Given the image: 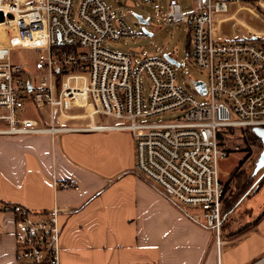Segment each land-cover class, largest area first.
<instances>
[{
    "label": "built area",
    "instance_id": "obj_1",
    "mask_svg": "<svg viewBox=\"0 0 264 264\" xmlns=\"http://www.w3.org/2000/svg\"><path fill=\"white\" fill-rule=\"evenodd\" d=\"M192 2L193 11L182 12L177 0H168L165 19L189 27L190 60L208 76L205 95L194 90L208 97L200 104L178 87L171 63L148 59L134 70L127 55L104 48L106 41L131 35L121 21L114 28L102 0H81L75 22L73 0H0V136L127 133L137 174L172 204L195 209L200 215L194 218L218 241L225 196L218 161L239 151L244 128L264 129V32L234 19V28L244 27L249 36L233 25L225 34L222 25L231 19L230 7L249 11L256 5L264 15V0ZM252 16L264 25L261 16ZM15 51L28 54L32 70L14 60ZM141 75L150 84L147 108ZM28 106L39 120L26 117ZM172 112L179 118L171 123L148 122ZM4 211L14 217L17 263L59 264L56 208L36 213L14 205Z\"/></svg>",
    "mask_w": 264,
    "mask_h": 264
},
{
    "label": "crops",
    "instance_id": "obj_2",
    "mask_svg": "<svg viewBox=\"0 0 264 264\" xmlns=\"http://www.w3.org/2000/svg\"><path fill=\"white\" fill-rule=\"evenodd\" d=\"M14 205L36 213L56 208L59 264H256L264 258V216L247 232L220 234L217 241L204 221L137 174L134 141L124 132L0 136V264H19L14 217L4 211Z\"/></svg>",
    "mask_w": 264,
    "mask_h": 264
},
{
    "label": "rangeland",
    "instance_id": "obj_3",
    "mask_svg": "<svg viewBox=\"0 0 264 264\" xmlns=\"http://www.w3.org/2000/svg\"><path fill=\"white\" fill-rule=\"evenodd\" d=\"M102 1L111 14V21L114 28H117L118 23L121 21L126 25L131 35V37L117 42L106 41L103 44L105 49L125 56L127 55L133 64L134 70H136L144 60L155 58L163 59L164 57L170 56L179 64L178 67H175L178 87L182 91L190 93L198 104L208 101V97H200L196 95L194 91L193 83L200 81L207 85L208 76L206 73L198 71L190 60L188 53L189 48H187V46H189L191 36L188 25L172 26L167 23V19H165L168 10V0H152L151 4H144L141 0H120L118 3H114L112 0ZM80 2L81 0H73L71 14V20L73 22L76 20ZM177 4L180 6L182 12H189L194 9L192 0H177ZM241 8L240 11H238L236 7L229 8L228 13L230 14L226 16H231V19L222 25V31L225 34L229 33L234 28L235 25H233V23L235 22L234 19H236V22L240 24H245L251 28H256L258 31L264 32V25H261L257 17L252 16V14H258L264 19L262 10L256 5L246 7L249 11L244 9L243 5H241ZM139 17L148 21V24H140L137 19ZM232 25L233 28L231 29ZM234 29H236L235 32L239 33L241 36H249L245 31L246 29L242 26L238 25L237 28L235 27ZM13 53L15 61L22 64L25 63V65L29 66L32 70L27 53L16 51ZM140 78L144 107L147 108L146 105L151 95L150 84L144 75H141ZM27 111L26 117H35V111H33L31 106L27 107ZM178 118L179 115L172 112L171 114L148 120V122L171 123ZM0 128H5V126L0 123ZM236 142L237 141H234L233 144ZM237 143L239 151L231 152L225 160L218 161L219 177L222 183L226 185V197L230 195V192H238L235 186H240L246 179H248L250 183L254 182L255 184L252 189L256 190L257 188L258 191L254 195H252V193L251 197L246 195L240 199L237 209L230 217L224 219L225 222L229 223L225 231L221 233L224 235L230 230L232 231L233 229L243 227L245 223L257 217L264 209V166H259L257 163L263 149L262 144L260 140H254L249 136H245ZM239 166L240 168L237 174L228 182L231 172ZM250 178L252 180H250ZM247 209L252 210V216L251 212H248ZM186 211L195 216L200 215L192 208H188Z\"/></svg>",
    "mask_w": 264,
    "mask_h": 264
},
{
    "label": "trees",
    "instance_id": "obj_4",
    "mask_svg": "<svg viewBox=\"0 0 264 264\" xmlns=\"http://www.w3.org/2000/svg\"><path fill=\"white\" fill-rule=\"evenodd\" d=\"M187 48H189V46H187ZM188 53H190V48L188 49ZM243 133V138L245 136H249L251 138H253L254 140H258L257 136L255 135V133L252 132V129L249 128H244V130H242ZM242 164V162H241ZM241 166V165H240ZM236 168L234 171L231 172V174L229 175V180L228 182L231 180V178L237 174L239 168ZM250 180H252L250 178ZM255 183L252 182L250 183L248 181V179H246V181H244L240 186L236 185L235 189L238 192H230V195H228V197H226V185H224V192H225V196L222 200V212H221V227H220V234L223 233V231H225V229L228 227L229 223L225 222L224 219L226 217H230L232 215V213L237 209V205L240 202V199H242L243 197H245L246 195H248V197H251V194L254 195L258 189L256 188V190H253L252 187ZM250 194V195H249ZM239 196V197H238ZM226 197V198H225ZM264 216V210L261 212V214L255 219L254 222L247 224V226L241 227L240 229H238L237 231H228L226 232L227 234V238H233L234 236H236L237 234L240 233H244L247 232L248 229L250 228H254V226H256L260 221L261 218Z\"/></svg>",
    "mask_w": 264,
    "mask_h": 264
},
{
    "label": "water",
    "instance_id": "obj_5",
    "mask_svg": "<svg viewBox=\"0 0 264 264\" xmlns=\"http://www.w3.org/2000/svg\"><path fill=\"white\" fill-rule=\"evenodd\" d=\"M137 19L139 20V23L142 25L148 24V21L143 20L141 17H139ZM163 59L165 61H167L168 63H171L174 67L179 66V64L174 59H172L170 56L164 57ZM193 87H194V90L198 92V94L205 95L206 91H205L204 83H202L200 81L195 82V83H193ZM252 132L255 133V135L257 136L258 140H260L262 147H263V150L259 155L257 163L259 166H264V129H262V128L252 129Z\"/></svg>",
    "mask_w": 264,
    "mask_h": 264
},
{
    "label": "flooded vegetation",
    "instance_id": "obj_6",
    "mask_svg": "<svg viewBox=\"0 0 264 264\" xmlns=\"http://www.w3.org/2000/svg\"><path fill=\"white\" fill-rule=\"evenodd\" d=\"M263 150V149H262ZM262 152V151H261Z\"/></svg>",
    "mask_w": 264,
    "mask_h": 264
}]
</instances>
